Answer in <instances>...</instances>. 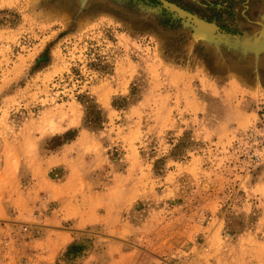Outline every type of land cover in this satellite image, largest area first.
Listing matches in <instances>:
<instances>
[{"label":"rangeland","instance_id":"rangeland-1","mask_svg":"<svg viewBox=\"0 0 264 264\" xmlns=\"http://www.w3.org/2000/svg\"><path fill=\"white\" fill-rule=\"evenodd\" d=\"M264 0H0V264H264Z\"/></svg>","mask_w":264,"mask_h":264},{"label":"built area","instance_id":"built-area-1","mask_svg":"<svg viewBox=\"0 0 264 264\" xmlns=\"http://www.w3.org/2000/svg\"><path fill=\"white\" fill-rule=\"evenodd\" d=\"M247 133L256 142H247L242 138V144L237 148L238 157L247 166H258L264 158V103L258 109L257 123Z\"/></svg>","mask_w":264,"mask_h":264},{"label":"bare ground","instance_id":"bare-ground-1","mask_svg":"<svg viewBox=\"0 0 264 264\" xmlns=\"http://www.w3.org/2000/svg\"><path fill=\"white\" fill-rule=\"evenodd\" d=\"M256 123H257V121H256ZM255 123V124H256ZM249 130H252V128H250V129H248V131ZM248 131H246L244 134H243V136L241 137V144H242V138H244V140L245 141H247V142H251V143H255L256 142V139H254L253 141H252V137L247 133ZM264 160V158L261 160V161H263ZM250 166H254L253 164H250Z\"/></svg>","mask_w":264,"mask_h":264},{"label":"crops","instance_id":"crops-1","mask_svg":"<svg viewBox=\"0 0 264 264\" xmlns=\"http://www.w3.org/2000/svg\"><path fill=\"white\" fill-rule=\"evenodd\" d=\"M260 92H264L263 90H261ZM1 212V211H0Z\"/></svg>","mask_w":264,"mask_h":264}]
</instances>
